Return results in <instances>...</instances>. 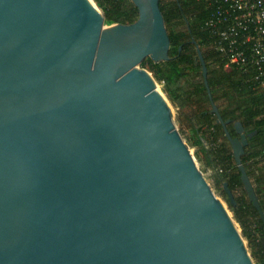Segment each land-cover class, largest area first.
Here are the masks:
<instances>
[{
	"label": "water",
	"instance_id": "1",
	"mask_svg": "<svg viewBox=\"0 0 264 264\" xmlns=\"http://www.w3.org/2000/svg\"><path fill=\"white\" fill-rule=\"evenodd\" d=\"M131 2L137 21L107 26L90 0H0V264H256L141 67L171 59L160 0ZM197 50L264 221L243 163L256 132L231 135Z\"/></svg>",
	"mask_w": 264,
	"mask_h": 264
},
{
	"label": "trees",
	"instance_id": "2",
	"mask_svg": "<svg viewBox=\"0 0 264 264\" xmlns=\"http://www.w3.org/2000/svg\"><path fill=\"white\" fill-rule=\"evenodd\" d=\"M105 17V25L132 24L138 9L131 0H94ZM171 39V59L156 63L144 60L142 68L152 73L171 105L176 110L180 132L196 158L206 162L212 172L217 194L224 197L234 219L242 230L256 264H264V221L249 200L236 165L231 144L212 105L203 76L197 47L203 52L214 102L228 125L231 135H239L234 124L241 122L249 144L243 156L244 166L256 189L264 210V86L236 67L227 68L228 59L212 45L211 29L206 21L211 9L204 0H160ZM234 193L237 206H232L224 184Z\"/></svg>",
	"mask_w": 264,
	"mask_h": 264
},
{
	"label": "built area",
	"instance_id": "3",
	"mask_svg": "<svg viewBox=\"0 0 264 264\" xmlns=\"http://www.w3.org/2000/svg\"><path fill=\"white\" fill-rule=\"evenodd\" d=\"M212 45L236 67L264 86V0H204Z\"/></svg>",
	"mask_w": 264,
	"mask_h": 264
},
{
	"label": "rangeland",
	"instance_id": "4",
	"mask_svg": "<svg viewBox=\"0 0 264 264\" xmlns=\"http://www.w3.org/2000/svg\"><path fill=\"white\" fill-rule=\"evenodd\" d=\"M158 86H159V88H160V90L162 91V89H161V86L158 84ZM163 92V91H162ZM165 95V94H164ZM170 103V102H169ZM170 108H171V110H172V112H173V114H174V116H175V119H176V115H177V113H176V110H175V108L171 105V103H170ZM176 122H177V120H176ZM177 127H178V129L180 130V128H179V126H178V123H177ZM186 139V138H185ZM191 148V147H190ZM196 148H191V151H192V153L194 154V156L196 155ZM195 158H196V156H195ZM196 160H197V163H198V166L201 168V170L204 172V174L206 175V177L209 179V181H210V183H211V185H212V187L214 188V185H213V182H212V177H211V175H212V172H211V170H207L206 168V162H200V161H198V159L196 158ZM214 191L216 192V190L214 189ZM216 195L220 198V199H222L223 201H224V203L226 204V206L228 207V209H229V204H228V202H227V200L224 198V197H222V196H220L219 194H217V192H216ZM230 211V213H231V215L233 216V213L231 212V210H229ZM234 217V216H233ZM238 229L240 230V232H242V230H241V228H240V226L238 225ZM247 242V241H246Z\"/></svg>",
	"mask_w": 264,
	"mask_h": 264
},
{
	"label": "bare ground",
	"instance_id": "5",
	"mask_svg": "<svg viewBox=\"0 0 264 264\" xmlns=\"http://www.w3.org/2000/svg\"><path fill=\"white\" fill-rule=\"evenodd\" d=\"M90 1L92 2V5L94 6V8H96V10H97L98 8L96 7V4H94V2L92 0H90ZM98 11L100 12L99 9H98Z\"/></svg>",
	"mask_w": 264,
	"mask_h": 264
}]
</instances>
